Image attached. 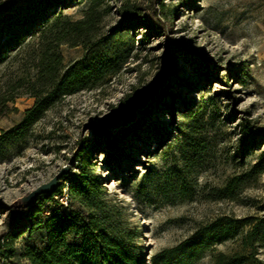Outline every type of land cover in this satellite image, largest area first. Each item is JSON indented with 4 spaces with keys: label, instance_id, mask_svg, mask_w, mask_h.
Instances as JSON below:
<instances>
[{
    "label": "rangeland",
    "instance_id": "rangeland-1",
    "mask_svg": "<svg viewBox=\"0 0 264 264\" xmlns=\"http://www.w3.org/2000/svg\"><path fill=\"white\" fill-rule=\"evenodd\" d=\"M91 7L93 30L58 54L62 71L102 77L25 128L37 42L0 65V264H28L21 249L43 240L26 226L11 238L9 207L65 168L97 179L91 202L139 264H264V0H68L56 13L77 22ZM211 226L227 237L211 241Z\"/></svg>",
    "mask_w": 264,
    "mask_h": 264
},
{
    "label": "trees",
    "instance_id": "trees-1",
    "mask_svg": "<svg viewBox=\"0 0 264 264\" xmlns=\"http://www.w3.org/2000/svg\"><path fill=\"white\" fill-rule=\"evenodd\" d=\"M67 2L68 0H13L0 3V65L27 39H34L39 47L34 66V79L38 88L33 90L31 97L34 98V103L25 111L18 126L20 129L37 120L49 109L54 99L82 91L88 87L90 80L102 77L104 65L96 71L90 68L62 71L58 47L65 43L75 45L74 39L87 36L95 23L92 7L85 18L77 22L61 17L56 11ZM6 101L13 102L14 98ZM190 118L188 115L187 119ZM195 130V127L187 129L190 135ZM181 133L183 135L185 132ZM195 148L196 146L193 149ZM96 182L94 176L87 175L80 168L77 174L62 176L55 191L40 195L29 207H9L13 228L11 238L25 226L28 228V238L37 232L43 234L40 245L32 243L21 249V257L28 264H139L140 259L126 251L103 226L102 217L98 214L99 204L94 205L90 198L89 184H97ZM64 183L67 185L66 205L55 199L62 194ZM210 229L206 235L213 242L220 243L227 237L225 230L216 232L214 226ZM178 249L179 247L172 249L171 253L176 254ZM220 261L221 264H242V258L237 255H221Z\"/></svg>",
    "mask_w": 264,
    "mask_h": 264
},
{
    "label": "water",
    "instance_id": "water-1",
    "mask_svg": "<svg viewBox=\"0 0 264 264\" xmlns=\"http://www.w3.org/2000/svg\"><path fill=\"white\" fill-rule=\"evenodd\" d=\"M68 174L67 168L62 169L56 176H54L48 183L42 184L37 187L35 190L30 192L27 196L21 198L18 202V206L22 208L29 207L37 197L40 195H48L51 192L55 191L60 183L62 176Z\"/></svg>",
    "mask_w": 264,
    "mask_h": 264
},
{
    "label": "built area",
    "instance_id": "built-area-1",
    "mask_svg": "<svg viewBox=\"0 0 264 264\" xmlns=\"http://www.w3.org/2000/svg\"><path fill=\"white\" fill-rule=\"evenodd\" d=\"M65 193H66V191L63 190L61 195H58V196L55 197V199L57 201H59L60 203H62L64 205H66V201H67V195Z\"/></svg>",
    "mask_w": 264,
    "mask_h": 264
}]
</instances>
